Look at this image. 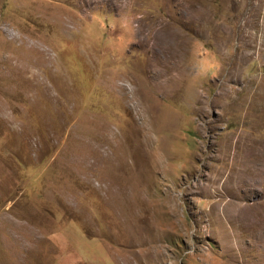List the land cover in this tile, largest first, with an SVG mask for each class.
I'll return each instance as SVG.
<instances>
[{"label": "rangeland", "instance_id": "rangeland-1", "mask_svg": "<svg viewBox=\"0 0 264 264\" xmlns=\"http://www.w3.org/2000/svg\"><path fill=\"white\" fill-rule=\"evenodd\" d=\"M0 264H264V0H0Z\"/></svg>", "mask_w": 264, "mask_h": 264}]
</instances>
